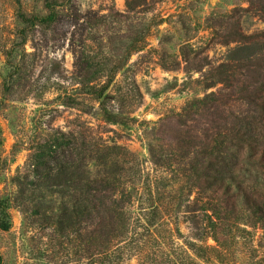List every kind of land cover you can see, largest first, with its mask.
<instances>
[{"label": "rangeland", "instance_id": "rangeland-1", "mask_svg": "<svg viewBox=\"0 0 264 264\" xmlns=\"http://www.w3.org/2000/svg\"><path fill=\"white\" fill-rule=\"evenodd\" d=\"M44 1L19 0L26 12L40 11ZM16 11L14 0H0V133L7 161L0 195L14 196L13 179L26 174L30 180L33 145L63 134L84 145L83 155L96 143L104 161L85 156L83 166L91 178L119 179L115 193L129 196L130 218L127 234L102 236L95 243L85 241L83 234L60 233L57 215L70 204L55 192L69 189L41 186V225L24 223L20 208L7 203L11 227L0 232L2 264L262 261L263 223L246 225L250 214L244 210L229 232L219 233L218 242L210 237L194 241L186 207L192 205L195 191L188 196L186 190L180 192L186 186L180 172H173L175 166L156 167L148 151V144L158 145L161 158L167 152L178 159L173 142L148 139L151 129L186 103L218 92L220 84L203 90L216 66L258 55L261 39L255 36L223 43L233 22L244 36L264 32V21L248 0H72L61 8L63 21L54 32L36 29L30 34L9 60L12 68L6 54L16 39ZM104 109L125 118L124 123L106 122ZM260 176L255 189L264 195V174ZM151 197L157 209L154 219ZM147 220H153L154 227ZM189 241L203 248L208 261L186 248Z\"/></svg>", "mask_w": 264, "mask_h": 264}, {"label": "trees", "instance_id": "trees-1", "mask_svg": "<svg viewBox=\"0 0 264 264\" xmlns=\"http://www.w3.org/2000/svg\"><path fill=\"white\" fill-rule=\"evenodd\" d=\"M14 2L18 29L6 54L8 64L36 29L54 32L63 21L61 8L69 7L72 0H45L40 11L30 12L21 8L19 0ZM248 2L264 21V0ZM254 36L261 39L257 56L235 63H221L209 73L210 78L204 83L203 90L220 84L218 92H210L186 103L180 112H171L161 121L159 128L148 133V139L154 143L173 142L175 147L171 150L178 158L167 152L161 158V150L156 148L158 145L148 144L153 164L168 170L175 166L173 172H180L186 184L179 191L186 190L187 196L195 191L192 205L186 207L194 241L201 242L210 237L218 242L219 233L229 232L230 224L241 210L250 214L246 225L252 227L263 223L264 228V195L255 189V182L264 174V32L244 36L238 24L233 22L223 43L242 42ZM9 65L14 68L13 62ZM102 116L111 124L125 121L122 116L105 109ZM167 131L173 133L170 135ZM76 145L63 134H54L31 147L28 159L30 180L26 174L21 179H13L14 196L0 195L1 233L8 232L11 227L6 206L9 201L20 208L24 223L42 224L44 206L40 187L49 184L69 189L60 188L55 192L60 198L68 199L70 204L67 205L70 209L62 207L57 215L56 227L60 233L69 230L78 236L83 234L88 243L102 240L99 238L102 236L116 238L127 234L129 196L124 192L116 196L118 178L88 176L83 166L85 156L104 161V154L99 153L96 143L90 144L85 155L84 145ZM1 148L0 133V176L7 167ZM246 183L255 186H245ZM151 199L154 219L157 209ZM146 224L154 227L153 220H147ZM185 246L195 257L207 260L203 248L193 241L186 242ZM2 261L0 255V264ZM262 261L257 264H263Z\"/></svg>", "mask_w": 264, "mask_h": 264}]
</instances>
